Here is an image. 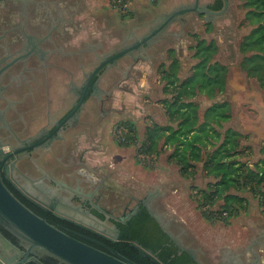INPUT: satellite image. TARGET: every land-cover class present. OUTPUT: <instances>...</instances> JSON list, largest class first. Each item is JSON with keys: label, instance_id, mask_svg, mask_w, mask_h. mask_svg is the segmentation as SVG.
I'll use <instances>...</instances> for the list:
<instances>
[{"label": "rangeland", "instance_id": "1", "mask_svg": "<svg viewBox=\"0 0 264 264\" xmlns=\"http://www.w3.org/2000/svg\"><path fill=\"white\" fill-rule=\"evenodd\" d=\"M36 1V6L45 12L46 7L54 8L52 3L56 1L57 9L53 10L66 19L67 38L59 42L66 55L56 53V58L67 70L51 68L50 84H44V73H39L32 84H12L11 88L0 92V115L3 111L11 125V129L3 127L2 116L0 143L17 144L12 132L22 137L37 136L42 128L51 127L57 118L71 110L87 75L102 60L124 47H134L104 68L97 83L98 96L93 95L86 101L80 122L73 126L70 122L65 127L61 133L66 142L54 141L55 149L61 151L66 145L76 162L83 155L90 166L110 172L120 186L132 188L139 196L150 192L157 217L193 252L209 249L211 245H237L250 240L252 234L258 236L263 232L264 205L251 191L241 193L247 199V210L242 209L230 224L210 223L197 207L198 189L192 186L205 185L208 180L203 176L202 163L195 180L185 178L169 157L173 148L164 147L160 154L147 156L137 149L140 139L130 147H120L116 141L124 130L123 120L136 124L141 139L147 126L169 123L162 101L170 95L164 92L160 65L170 63L172 53L168 50L174 48L182 62V76L188 75L195 63L189 49L196 42L192 33L198 32L202 37L217 41L220 47L217 58L230 68L227 91L218 99L228 100L232 105V119L225 127H233L243 135L240 159L253 164L263 157L264 87L247 76L239 65L242 59L239 43L251 28L241 24L245 16L242 1L228 0L226 9L212 13L206 8L214 0H127L132 16L126 19L120 17L109 0ZM44 13L30 12V16L43 18ZM54 36L59 37L57 30ZM29 87H32L31 92L26 93ZM104 98L102 103L100 99ZM194 99L200 104L201 115L213 102L205 95ZM18 111L24 112L25 120L20 119ZM60 153L67 162L66 153ZM41 165L49 171L54 159L47 155L41 159ZM220 203L222 201L214 208Z\"/></svg>", "mask_w": 264, "mask_h": 264}, {"label": "trees", "instance_id": "2", "mask_svg": "<svg viewBox=\"0 0 264 264\" xmlns=\"http://www.w3.org/2000/svg\"><path fill=\"white\" fill-rule=\"evenodd\" d=\"M109 1L122 19L132 16L127 0ZM240 1L245 10L241 24L251 28L239 43L242 56L239 65L247 76L255 78L264 87V0ZM224 6V0H214L208 4L214 11H221ZM208 24L212 26V23ZM192 36L196 42L189 49L195 63L188 75L182 76V62L174 48L168 50L172 53L170 63L167 65L162 62L160 65L161 79L165 80L163 89L170 95L162 101L169 123L147 126L141 139L136 124L123 120L121 124L124 130L117 135L116 141L120 147H130L140 139L137 149L140 154L147 156L158 155L165 148H173L169 157L177 163L185 178L192 177L195 180L201 167L203 176L208 180L202 186L197 183L192 185L198 189L195 196L197 207L210 223L223 221L228 225L232 218L243 212L242 209L247 210V199L241 193L251 191L264 205V155L253 164L240 159L243 135L233 127H225V123L232 119V105L228 100L218 99L228 88L229 65L217 58L220 47L215 39L202 37L198 32L192 33ZM91 90L90 87L88 95ZM198 95L213 100L202 115L200 104L194 99ZM261 152L264 154V145ZM1 177L8 189L29 209L50 224L92 246L109 253L115 249L137 264H196L189 252L181 250L171 239L148 205H142L137 214L119 223L122 237L119 242H115L47 214L46 210L26 200L3 173ZM219 201H222L220 206L214 208ZM59 223L67 226H60ZM1 229L9 239L18 243L13 232L4 226ZM43 259L50 264L58 261L50 255Z\"/></svg>", "mask_w": 264, "mask_h": 264}, {"label": "flooded vegetation", "instance_id": "3", "mask_svg": "<svg viewBox=\"0 0 264 264\" xmlns=\"http://www.w3.org/2000/svg\"><path fill=\"white\" fill-rule=\"evenodd\" d=\"M37 3L36 0H0V92L11 88L12 84H32V80H35L39 73H44V84H50L51 68L67 70L56 58V53L66 55L64 46L59 44L62 39L67 38L66 19L57 16L60 12L53 10L57 9L56 1L53 3L48 1L49 4L54 5V8L46 7V12L36 6ZM42 11L45 12L43 18L37 15L34 18L30 16V12L37 14ZM56 30L58 38L54 36ZM133 48L124 47L120 52L102 60L87 75L84 86L80 89L71 110L63 117L57 118L51 127L42 128L37 136L22 137L12 132L17 144L0 143L1 174H4L7 181L26 200L46 210L47 214L84 227L102 239L115 242L121 239L119 238L121 234L119 223L126 222L137 214L142 205H148L151 210H156L152 205L153 195L151 196L148 192L139 196L132 188L120 186L111 178L110 172L99 166H90L83 159V155L76 162L73 152L66 145L62 146L61 151H57L54 141L66 142L61 132L70 122L72 126L78 124L80 113L86 109V101L93 95L98 96L97 83L105 71L104 68L123 54L129 53ZM119 53L123 54L117 59H111ZM53 59H55L54 62ZM99 66L101 67L95 72ZM90 87L92 90L88 95ZM30 89L32 87H29L26 93L31 92ZM84 94L85 99L81 103ZM100 100L103 103L106 98ZM77 107L78 109L74 111ZM1 114L4 118L3 111ZM2 116L0 115V120ZM18 116L21 120H25L23 119L25 118L24 112L18 111ZM4 120L6 121V118ZM4 120H2L3 127L11 129L10 123ZM38 150L40 153L37 155L35 152ZM13 152L19 153L9 157ZM60 152L64 155L66 153L67 162L62 160ZM47 155L54 159V165L49 171L41 165V159L46 158ZM26 164L32 165L33 168ZM36 196L48 206L38 202ZM57 207L62 213L56 212ZM135 209L136 213H134ZM63 213L81 216L87 224L76 222ZM59 224L63 227L67 226L64 223ZM172 236L171 239L181 250H184L181 248L182 242L180 243L173 234ZM17 238L19 240L17 245L25 251L29 243L18 236ZM204 249H202L204 253L202 250L191 252L190 256L196 264H264V231L258 236L252 234L251 239L246 242L220 246L218 252ZM32 253L45 264H50L43 259L49 254L44 253L41 248L36 247ZM54 263L67 264L59 259Z\"/></svg>", "mask_w": 264, "mask_h": 264}, {"label": "water", "instance_id": "4", "mask_svg": "<svg viewBox=\"0 0 264 264\" xmlns=\"http://www.w3.org/2000/svg\"><path fill=\"white\" fill-rule=\"evenodd\" d=\"M224 1L225 6L221 11L228 6V0ZM206 9L208 12L212 13L219 12L211 10L209 7ZM123 53H119L111 59H117ZM100 67L101 66H99L95 72ZM84 99L85 94L81 99V103ZM77 109L78 107L74 111ZM17 153L19 152H13L9 157H13ZM1 170L2 168L0 167V264H45L37 255L32 253L36 247L41 248L44 253L67 264H137L115 249H112V253L106 252L50 224L44 218L29 209L8 189L1 177ZM36 199L38 202L42 203L37 196ZM42 204L48 206L46 203ZM56 212L62 213L59 207L56 208ZM136 212L135 209L134 213ZM151 213L154 215L153 210H151ZM63 214L76 222L87 224L85 219L81 216L73 213ZM89 214H91V212H89ZM1 226H4L16 236L26 240L29 243L27 249L24 251L20 246L9 239L3 233ZM164 229L172 236V233L167 228L164 227ZM119 238H121V234ZM182 249L187 250L189 254L194 253L193 250L189 248L184 247Z\"/></svg>", "mask_w": 264, "mask_h": 264}, {"label": "crops", "instance_id": "5", "mask_svg": "<svg viewBox=\"0 0 264 264\" xmlns=\"http://www.w3.org/2000/svg\"><path fill=\"white\" fill-rule=\"evenodd\" d=\"M153 211H154V215H155V216H158L157 213H156V210H153ZM157 218H158V217H157ZM158 219H159V218H158ZM159 220H160V219H159ZM160 221H161V220H160ZM161 223H162V222H161ZM162 226L165 227V228H167L166 226H164L163 223H162ZM167 229H168V228H167ZM177 239L180 240L179 237H177ZM180 241H181V240H180ZM238 242H239V241H238ZM226 243H227V242H226ZM181 247L184 248V246H183L182 244H181ZM186 248H187V247H186ZM218 248H219V247H217V246H212V245H211V247H209V249H210V250H213V252H218ZM189 249H190V248H189ZM184 250H185V249H184ZM191 250H192V249H191Z\"/></svg>", "mask_w": 264, "mask_h": 264}]
</instances>
